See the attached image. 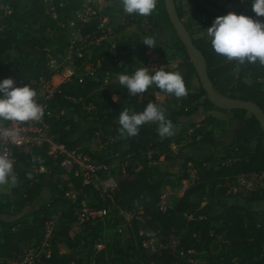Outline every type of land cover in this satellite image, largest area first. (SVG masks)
<instances>
[{
  "label": "trees",
  "instance_id": "obj_1",
  "mask_svg": "<svg viewBox=\"0 0 264 264\" xmlns=\"http://www.w3.org/2000/svg\"><path fill=\"white\" fill-rule=\"evenodd\" d=\"M104 1L120 6L119 0ZM187 1L207 27L217 15L228 12L220 8L212 9L200 0ZM247 2L245 14L253 15L249 0ZM81 3L82 0H0V19L3 21L0 27V78L13 77L26 82L39 77L49 78L54 74L47 65L49 50L56 48L62 51L68 45L65 37L67 25ZM175 7L181 19V7ZM156 9L164 24L165 34L171 35L172 44L182 54V62L167 69L178 71L186 68L183 79L187 94L177 98L179 108L176 114L190 117L189 109L194 103L201 106L203 112L215 109L225 113L229 119L237 122L231 142L235 148L231 152H222L217 157H213L215 152L204 157L186 156L181 166L193 171L196 180L172 206L161 212L158 208L161 189L168 183L171 175L168 170L161 168V164L172 157L170 136L160 137L156 131L157 125L149 122L141 126L137 135L119 136L99 150L91 152L85 144L95 137L98 127L89 126L80 132L76 119L60 113L61 107L70 108L77 119L91 117L101 127L116 129L118 113L123 107L142 110L144 103L140 97L144 93L139 94L140 96H127L123 101L113 100V96L127 90L119 88L118 82L110 89H104L103 81L116 71L114 59L117 53L132 57L120 72H131L142 66V63L147 66L151 52L164 57L166 52L158 38H155L156 47L146 46L141 41L144 38L142 36L117 38L112 49L110 42L92 44L89 56L83 52L76 59L78 75L62 84L60 92L49 101L44 120L58 142L68 148L80 147L96 162L108 165L114 158L121 162L128 161L122 178L117 182L113 203L127 211L138 210L144 218L143 226L133 224L134 241L130 242V249L138 256L141 264H187L184 258H176L170 249L148 255L142 241L153 235L160 237V240H166L170 235L177 236L179 251L193 253L191 255L210 253L211 264H241L243 261L253 260L254 264H264V218L258 222L257 208H249L264 200V185L250 191L240 190L238 194L242 196L243 202H218L220 209L213 212L216 203L214 197L226 193L227 182L241 174L264 172V135L261 127L255 117L245 110H221L214 107L199 82L196 89L191 91L192 78L197 79L194 68L168 21L163 0H157ZM117 12H123L121 7L117 8ZM147 19L151 21L152 17L147 16ZM183 25L188 28L185 22ZM78 27L80 33L85 35L96 29V22L91 20L89 23L78 24ZM191 38L205 58L207 74L215 91L230 98L254 102L264 112V65L259 62L240 65L235 61H226L212 50L204 38ZM83 61L93 69L90 74L82 73ZM246 75L250 77L249 81L245 80ZM81 77L82 81L79 82ZM145 93L152 99L157 94L176 98L155 87L149 88ZM162 106L167 108L166 97L162 100ZM167 117L174 125L175 120L168 115ZM208 119L219 121L207 115L199 126L191 119L182 125V131L191 129L187 147L199 141H212L207 137L204 127ZM120 149L122 150L117 154ZM135 160L138 161L137 164ZM41 161L46 170L35 173L28 158L19 155L14 165L16 184L11 186L10 192L0 195V217L7 216L0 219V259L17 258L30 243L39 241L44 220L59 208L61 215L53 233L51 254L43 264H114L115 257L123 254L117 245L103 243L102 249L94 248L96 243L101 242L100 220L75 224L73 206L62 198L69 184L75 187L80 185L79 179L66 173L59 161H50L44 154ZM217 162L220 164L214 165ZM136 165H140L138 170ZM180 177L186 179L187 174L183 173ZM44 189L49 191L50 200L36 205ZM53 193L57 195L53 196ZM196 193L199 195L196 196ZM204 193L213 198L201 204ZM90 195L91 203L100 206L96 193L91 191ZM48 206L52 209H48ZM262 214L264 216V210ZM73 227L79 231L72 233ZM140 230L143 235L138 233ZM59 243L71 249L80 247V255L72 261L61 256ZM218 245L225 249L224 252L216 251L213 254ZM235 253L240 255L238 261L226 259Z\"/></svg>",
  "mask_w": 264,
  "mask_h": 264
},
{
  "label": "rangeland",
  "instance_id": "obj_2",
  "mask_svg": "<svg viewBox=\"0 0 264 264\" xmlns=\"http://www.w3.org/2000/svg\"><path fill=\"white\" fill-rule=\"evenodd\" d=\"M204 4L209 5L212 9H218L220 10H227V11H235L237 13H246V8L248 5L247 0H200ZM82 5L89 6L91 8H94L98 11V13L101 16L106 17L110 23L113 24L114 30L112 34L109 36V42L111 45V48H113L114 40L117 38H126L128 36L136 37V36H148L152 35L155 38H158L161 41L162 46L165 49L166 55L164 57L158 56L155 52H151L148 57V64L147 66H165L166 68H174L178 64L182 62V54L180 50H178L177 46L172 44L171 35L165 34L164 32V24L159 19V12L157 9L154 10V12L150 15L152 17V20L149 21L147 17H137L134 14L127 15L124 12L119 13L117 12V8H119V5H116L112 2H105L104 0H82L81 5L79 8H81ZM175 5L181 7L182 11V22H185L188 26L187 30L189 31L190 35L193 38H198L197 33L205 31L204 28H207L206 24L203 22V20L198 17L193 10V6L190 2L187 0H175ZM78 8V9H79ZM77 17L75 15V11L71 17V20L76 21ZM264 19V18H263ZM70 20V21H71ZM3 21L0 19V27L2 26ZM77 24V23H76ZM158 24V25H157ZM78 25V24H77ZM68 29L66 32V39L67 41L73 40L75 36L76 29L72 28L71 25H67ZM108 42V41H107ZM69 43L68 45H70ZM66 46L62 51H58L56 48H51L49 50L48 59L54 60L53 64L54 67H51V69L57 71L61 64H68L70 62H76V59L80 56H82L83 52L87 54L88 56L91 53V45H88L86 48H81L80 44H77L76 49H70L69 46ZM130 57L129 55L123 53V55L120 57L121 61L120 65H114V68L116 71L110 73L103 81V88L104 89H110L113 85H115L117 81L118 74L120 73V69L122 67L126 66V62ZM86 62V61H85ZM82 62V73L84 75L90 74L92 72V68L89 63ZM116 63V62H115ZM120 66V67H119ZM114 69V70H115ZM182 77L184 78L186 73V68H180L178 70ZM52 80L54 83H58L62 80V73L59 75H55L52 77ZM246 81L250 80V77L246 75L245 77ZM192 89H196L198 85V81L196 78H192L191 81ZM117 97L116 100L123 101L127 99L128 92H120L119 94L115 95ZM166 97L167 100V108L163 107L165 109L166 115L170 116L171 119L175 120V123L173 126L176 127L174 134L170 136L172 142L170 144L171 148V158L168 160H165L161 164V168L168 170L171 175L168 177V183L164 185L161 189V196L163 201L166 205L172 206L176 199L183 193V191L191 186L195 180L196 176L194 175L193 171L190 169H183L182 168V162L185 159L186 156L194 155L198 157H204L211 154V152H215L213 157H217L222 152H231L233 148H235V145H232V135H229V131L232 129L234 125L237 124V122L233 119H227L228 122L221 121L220 119L218 122L207 120L204 124V127L206 129L207 137H210L214 142L207 141L208 144L206 147H200L197 145L194 146V149L191 147H187L186 144L190 141V133L191 129L182 131L181 127L182 125L186 124L189 119L194 122H196L197 126L201 124V120L207 116V112H203L201 109V106L194 103L192 107L189 109L191 112V116H179L176 114L179 105H178V99L172 98L170 96H166L164 94H157L152 99L148 96L147 93H144L140 99H142L144 105L148 102V100H153L154 102H157L162 105V100ZM215 110V109H214ZM60 113H66L67 116H69L72 119H76L77 124L79 126V131H83L87 129L89 126H96L98 127L96 131L95 137L88 143L85 144V147L89 151L99 150L103 145H105L107 142L112 141V139L121 137V135L118 133L117 128L116 129H110V128H104L101 127L99 124H97L94 119L91 117L86 119H77L75 113L70 108L61 107ZM215 118V117H214ZM216 119V118H215ZM230 123V124H229ZM228 131V132H227ZM227 132V134H226ZM221 140V142L219 141ZM106 140V141H104ZM202 142V141H199ZM198 142V143H199ZM204 145V144H203ZM193 146V145H192ZM205 146V145H204ZM117 151V154L121 151ZM203 151V153H199L196 151ZM194 151V154L192 153ZM200 151V152H201ZM218 152V153H216ZM162 160V157L160 158ZM128 161L121 162L120 159L114 158L108 165H109V172L112 174L116 179L117 182L119 179L122 178L124 174V168L126 166ZM136 164L138 163L137 160L134 161ZM220 164V162L215 163ZM136 170L140 168V165H136ZM186 173L187 177L186 179H181V174ZM257 174H250V176L247 177V180H252L255 182V185L262 186L264 185V177L263 174L257 175ZM246 182L245 180H240L239 176L231 180L230 182L226 183L227 191L222 196H215V205L213 208V212L219 211V205L218 202H243V198L241 195L238 194L240 190H246L244 189L242 183ZM60 185L57 187L59 188ZM80 186L75 187L71 184H69V188L66 191L74 190L79 191ZM11 185L9 186H2L0 187V195L10 192ZM65 191V192H66ZM250 191V190H248ZM80 192V191H79ZM91 192H85V193H79V198L83 199L84 201H89L91 203ZM49 191L47 189H44L41 193V197L39 201L36 203L38 204H44L50 200L49 198ZM56 193H53V196H56ZM199 193H196V196H198ZM65 196V195H64ZM62 197L65 199V197ZM212 196L208 195L207 193H204L202 195V202L201 204H204L206 201L212 200ZM35 205V203L33 204ZM257 208L258 210V222L263 221V210H264V200L260 201L259 203L253 204L252 206H249V208ZM32 210V208H29ZM48 209H52L51 206H48ZM59 209V208H58ZM7 218L6 217H0ZM137 227H141L145 224L144 218L141 216L138 210L132 212L131 214H128L126 210H124L119 205L115 204L114 209L110 211V213L103 217L100 220V228H101V243H108V244H115L117 245L123 252L122 255L115 257L114 264H141V262L138 260V256L130 249V242L134 241V229L133 224ZM75 224H77L75 222ZM79 229L76 227H73L72 233L78 232ZM143 232V231H142ZM153 238H156L157 240H160L161 238L153 235ZM81 244V241H79ZM58 247L60 249L61 256L72 260H75L80 255L81 248H67L64 244L59 243ZM114 248V247H113ZM24 250V249H23ZM225 250V249H224ZM223 248L221 249V246L218 245L216 247V250L212 252L213 254H216V251L219 253L224 252ZM178 253L172 252L175 254L176 258H184L187 262V264H211L209 261V254H198V255H191L193 253H181L176 251ZM239 253H235L234 255H230V257H227L226 259L231 258L232 260H239ZM253 261H243L241 264H254ZM0 264H19L18 257H11L8 259H0Z\"/></svg>",
  "mask_w": 264,
  "mask_h": 264
},
{
  "label": "built area",
  "instance_id": "obj_3",
  "mask_svg": "<svg viewBox=\"0 0 264 264\" xmlns=\"http://www.w3.org/2000/svg\"><path fill=\"white\" fill-rule=\"evenodd\" d=\"M246 9H248V5ZM75 15L77 17L76 21L71 20L69 22V25L76 29L74 39L68 41V44L71 43L68 45L71 50L76 49L77 44H80L81 48H86L88 45H100L104 44V42H109L108 39L114 30V26L106 17L101 16L97 10L86 5H82L81 8L77 9ZM91 20L96 22V29L82 35L77 24L89 23ZM122 55L123 53L116 54L114 59L116 65H120L119 63L122 62L120 59ZM53 61L48 59L47 62L48 68L55 72L49 78L39 77L25 82L11 77L17 84H29L36 91V100L44 106L45 113L49 108V101L55 94L60 92L61 85L70 81L72 76L78 75L76 62L72 61L68 64H61L57 67L58 70L55 71L51 69V67H54ZM61 73L62 80L54 83L52 77ZM78 81L81 82L82 77ZM0 128L17 131V139L15 141H11L8 137L0 135V151L9 152L14 160V165L18 156L24 155L31 162V168L35 173L44 172L46 169L41 161V156L44 154L50 161H59L61 168L66 173L79 179V191L81 193L91 191L96 193L101 203L100 206L90 204V200L84 201L79 198V191L69 190L64 193L67 203L73 206V215L77 224L101 220L114 209L113 196L117 187V179L110 174L109 165L96 162L91 158L89 153L84 152L80 147L68 148L63 143L58 142L51 134L44 117L41 121L37 122L16 123L3 121L0 122ZM41 152L43 153L41 154ZM261 174L264 177V172ZM248 176L250 174L239 175L240 180L246 181L242 183L244 189L254 190L260 187L255 185L254 181L247 180ZM168 207L169 205H166L162 196H160L158 203L159 210L165 212ZM134 211H127V213L131 214ZM60 215L61 211L58 209L44 220L41 238L37 242L30 243L24 249L18 257L19 264H43L44 260L50 257L51 241ZM138 233L143 235L142 230ZM178 241L179 238L174 235L168 236L166 240H157L150 237L142 241V246L148 255L159 254L163 249H170L176 253L178 251ZM94 248L100 250L103 248V244L101 242L96 243ZM179 252L182 253V251Z\"/></svg>",
  "mask_w": 264,
  "mask_h": 264
},
{
  "label": "clouds",
  "instance_id": "obj_4",
  "mask_svg": "<svg viewBox=\"0 0 264 264\" xmlns=\"http://www.w3.org/2000/svg\"><path fill=\"white\" fill-rule=\"evenodd\" d=\"M253 15L228 11L217 15L205 31L197 37L204 38L212 50L240 65L259 62L264 65V0H249ZM122 11L137 17L150 16L157 6V0H119ZM148 47H156L154 36L148 35L141 40ZM118 87L124 88L128 96H140L149 88L155 87L165 94L181 98L187 94L186 85L179 71L169 70L165 66L136 67L131 72H120ZM36 91L26 83L17 84L13 78H0V122L22 123L41 121L45 115L44 106L37 102ZM117 97L113 96V100ZM117 131L121 136H135L142 125L153 122L160 137L174 134L173 122L167 117L161 104L148 100L140 111L123 107L118 113ZM0 135L11 141L17 139V131L0 128ZM16 175L14 160L9 152L0 151V187L14 186Z\"/></svg>",
  "mask_w": 264,
  "mask_h": 264
},
{
  "label": "water",
  "instance_id": "obj_5",
  "mask_svg": "<svg viewBox=\"0 0 264 264\" xmlns=\"http://www.w3.org/2000/svg\"><path fill=\"white\" fill-rule=\"evenodd\" d=\"M164 8L169 23L172 25L174 32L178 39L183 44L189 61L194 68L198 82L202 89L205 91L207 99L216 108L221 110L242 109L250 113L258 121L262 133L264 135V112L254 102L230 98L220 95L213 88L211 81L207 74L206 61L203 54L197 49L192 41L191 35L186 27L183 25L182 20L179 18L175 0H163Z\"/></svg>",
  "mask_w": 264,
  "mask_h": 264
},
{
  "label": "crops",
  "instance_id": "obj_6",
  "mask_svg": "<svg viewBox=\"0 0 264 264\" xmlns=\"http://www.w3.org/2000/svg\"><path fill=\"white\" fill-rule=\"evenodd\" d=\"M207 115H211L212 117H215L216 119H220L221 121H225V122H228L227 121V119H229L228 118V116L225 114V113H223V112H221V111H218V110H214V109H212V110H210V111H208L207 112ZM194 121V120H193ZM230 124V123H229ZM232 125H234L233 127L231 126V130L229 131V135H232L233 134V131H234V129L236 128V126H237V124H232ZM175 129H176V127L174 126V131H175ZM228 132V131H227ZM227 132H226V134H227ZM219 141L221 142V140L219 139ZM207 141H202V142H199V143H197V144H195V145H193V146H191L192 148H193V150H195L196 149V147H197V145L198 144H200V145H198V146H200V147H206L207 148V146H208V144L206 143ZM211 142H214L213 140L211 141ZM205 146H204V145ZM194 146H196L195 147V149H194ZM190 147V148H191ZM198 148V147H197ZM201 151V150H200ZM196 151V152H198L197 154H199V153H203V151ZM192 153L194 154V151H192Z\"/></svg>",
  "mask_w": 264,
  "mask_h": 264
}]
</instances>
